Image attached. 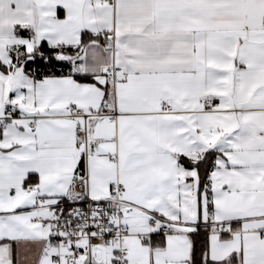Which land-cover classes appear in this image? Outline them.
I'll return each instance as SVG.
<instances>
[{"label": "snow or ice", "instance_id": "snow-or-ice-1", "mask_svg": "<svg viewBox=\"0 0 264 264\" xmlns=\"http://www.w3.org/2000/svg\"><path fill=\"white\" fill-rule=\"evenodd\" d=\"M0 264H264V0H0Z\"/></svg>", "mask_w": 264, "mask_h": 264}]
</instances>
